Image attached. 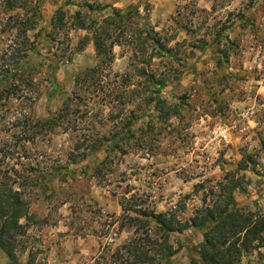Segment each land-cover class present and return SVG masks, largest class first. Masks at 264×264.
<instances>
[{
	"label": "trees",
	"instance_id": "obj_1",
	"mask_svg": "<svg viewBox=\"0 0 264 264\" xmlns=\"http://www.w3.org/2000/svg\"><path fill=\"white\" fill-rule=\"evenodd\" d=\"M42 2L0 0V249L6 264H46L29 237L71 202L76 173L111 186L121 209L102 224L100 248L87 264H168L179 251L171 237L188 228L199 229L202 237L188 264H240L252 251L257 264H264V212L246 208L234 195L246 192L236 173L255 161L243 156L220 180L195 184L198 203L186 218L181 217L185 202L157 211L150 192L122 183L128 174L119 171L128 155L155 157L177 125L200 110L189 106L204 95L205 83L195 84V64L210 47L218 63L238 49L242 41L229 39L235 19L211 24L205 9L198 10L202 16L182 6L171 24L157 30L137 7L106 12L107 5L85 0L72 12L57 8L46 31L37 28ZM239 22L244 28L245 19ZM72 30L86 32L75 50L91 43L99 61L73 77V88L58 108L36 118L43 86L55 90L56 71L71 59ZM41 40L45 53L38 50ZM116 46L128 54L121 72L112 69ZM189 74L194 84L169 102L163 91ZM57 136L63 138L58 149L52 143ZM71 204L82 210L83 204ZM34 205L45 209L38 214ZM121 232L126 236L117 241Z\"/></svg>",
	"mask_w": 264,
	"mask_h": 264
},
{
	"label": "rangeland",
	"instance_id": "obj_2",
	"mask_svg": "<svg viewBox=\"0 0 264 264\" xmlns=\"http://www.w3.org/2000/svg\"><path fill=\"white\" fill-rule=\"evenodd\" d=\"M85 0H74L63 5L65 0H43L41 19L37 28L49 30L51 16L59 7L74 11ZM107 5L106 12L113 7L129 9L137 7L147 12L150 22L157 30L172 23L182 6L196 12L205 9L211 24L220 19H235L236 26L229 33V39L241 40L238 49L229 58L218 63L217 53L210 47L195 64L199 73L195 84L203 85L202 101L189 106H199L188 121L177 125L157 151L155 157L126 156L119 171L126 169L129 182L139 191L145 190L153 196L156 210H166L177 203L185 202L186 211L182 218L190 215L191 208L198 203L194 185L203 180H220L226 171L236 168L245 156L255 165L237 172L243 177L242 185L246 192H235V200L250 210L264 212V0H87ZM197 13V12H196ZM246 21L240 28L239 20ZM37 29L30 32L32 36ZM86 32L72 30L69 34L71 59L61 65L55 73L57 88H42V94L34 105L36 118H45L49 112L58 108L65 95L71 92L73 77L86 68L92 67L99 59L91 43L82 50L75 48ZM179 39L184 37L179 32ZM32 38V37H31ZM38 44L39 53L45 48ZM36 54V53H35ZM33 56H35L33 54ZM112 69L123 71L128 63V54L119 46L114 47ZM194 78L187 75L180 85L169 86L163 93L169 102H175L189 88ZM211 82H215L210 87ZM176 123V122H175ZM63 138L57 136L52 143L57 149ZM43 142L49 144L47 139ZM101 157V155H98ZM251 167V168H250ZM78 172V171H77ZM75 175L71 190L76 193L67 202L53 211L47 223L32 230L29 237L31 245L37 249L39 257L46 264H87L100 248L98 233L104 221L111 215L119 216L121 209L118 198L113 195L111 186L102 187L91 178ZM241 176V177H240ZM122 177V176H121ZM70 190L69 193L72 194ZM83 204L81 211L74 209L72 201ZM44 206L34 205L32 211L42 213ZM126 236L121 232L117 241ZM201 231L188 228L181 235L172 236L171 241L179 249L168 264H188L189 257L201 241ZM257 251L245 254L240 264H257ZM7 257L0 249V264H6Z\"/></svg>",
	"mask_w": 264,
	"mask_h": 264
}]
</instances>
